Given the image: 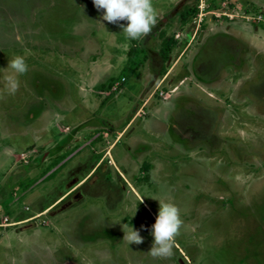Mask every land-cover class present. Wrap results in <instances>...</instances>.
<instances>
[{
    "label": "rangeland",
    "instance_id": "1",
    "mask_svg": "<svg viewBox=\"0 0 264 264\" xmlns=\"http://www.w3.org/2000/svg\"><path fill=\"white\" fill-rule=\"evenodd\" d=\"M224 2L227 5L222 11L235 15L233 18L212 13L201 15V0H152L157 13L152 30L137 40H129L118 24L103 20V10H97L93 0H0V190H5L4 199H0V264H264L262 56L250 52L246 55V66L236 68L231 61L240 56V50L231 38L224 36L213 38L206 51L200 52L206 39L227 27L252 46L264 47V0H215V4L208 0L207 6H220ZM183 13H187L184 20ZM97 26L99 30L93 28ZM17 35L22 39L18 41ZM94 39L98 49L92 42ZM262 47L254 50L262 52ZM17 55L25 57L28 71L19 77L17 92L9 95L3 89L4 77L11 71L7 69L8 62ZM195 55L201 59H197L194 71L222 77L211 88L221 87L227 92L231 83L225 77L230 73L235 79L232 89L242 84L241 89L246 90L251 84L259 93L255 104L261 111L254 110L258 115H253V107L247 103L254 101L248 99L246 106L237 105L240 109L237 121L230 127L232 133L223 126L225 116L220 126L214 125L219 135L215 145L222 152L218 158L208 155L209 151L197 156L172 154L165 133L168 120L187 115L182 105L188 103L183 94L174 97L173 93L166 99L171 94L167 81H173L172 77L177 75L174 82L178 90L185 91L186 84L180 83L189 81L186 78L188 73H193ZM99 57L109 59L113 68L106 71L104 65L97 64ZM93 63L98 67L96 72ZM123 76L128 81L121 84ZM149 77L159 87H155L157 92L146 109L147 114L151 108L157 111L162 104L167 109L162 107L149 116L141 111L143 115L134 125L136 137L128 134L115 146L113 158L128 173L127 178L113 174L107 177L114 183L110 186L117 188H112L115 193L110 192L109 204L97 192L80 202L81 196H71L56 208L59 211L77 202L64 213L26 221L38 214L40 202L52 185L60 184L63 178L53 175L33 189L34 182H39L47 169L33 167L32 159L39 157V153L32 151L30 144L35 143L34 149L40 150L42 140L57 141L61 137L54 128L48 127L46 131L40 127L52 119V124L55 123L54 113L46 121V116L42 117L37 110H28L30 105L37 107L32 105H38L39 92L51 104L66 92L77 101L75 112L64 110L66 119L61 121L64 125L76 113L82 115L79 120L96 116L97 128H91L88 133L84 130L80 138L83 141L74 144L68 152L77 154L72 164L84 160L82 165L87 167L94 160L92 151L95 159L103 154L96 153L90 143L98 139L104 147L109 146L128 118L132 103L126 88L136 86L139 93L140 86L146 89L150 84ZM97 78H100L98 82ZM113 87L120 90L111 102L105 91L110 92ZM150 92L148 88L142 98ZM95 98H100L101 108L84 104L94 102ZM138 99L136 96L134 111L139 110ZM201 99L205 103L213 102L209 97ZM53 107L59 109L56 104ZM107 109L117 110L112 113L115 124L109 122ZM226 116L231 115L226 113ZM204 117L206 111L190 116L188 123L199 138L208 135L211 127ZM10 144L17 155L28 149L31 156L25 160L30 161L28 176L21 163H16V157L5 151ZM193 145L187 144L185 148L191 150ZM99 176L95 174L86 184L93 185ZM71 182L77 181L72 179L67 185ZM85 191L88 195L89 190ZM161 199L180 209L183 224L176 237L174 256L167 260L153 257L149 252L154 240L151 226ZM123 223H131L139 230L142 243L128 245L123 240Z\"/></svg>",
    "mask_w": 264,
    "mask_h": 264
},
{
    "label": "crops",
    "instance_id": "2",
    "mask_svg": "<svg viewBox=\"0 0 264 264\" xmlns=\"http://www.w3.org/2000/svg\"><path fill=\"white\" fill-rule=\"evenodd\" d=\"M239 2H242V1H239ZM262 5L264 6V3ZM93 28H97V30H99L100 26L93 27ZM232 32H234V31L227 27L226 30L219 31V32L211 35L209 37L210 39L205 38L206 41H204V43H203L204 45L202 46V48H204L205 46H208V44L210 43V41L214 37L217 39L218 35H223V34L229 35V37H231V39L233 41V44H235V46L239 45V47L243 50V54H242L243 61H245L246 55H249V53L252 52L257 57L259 55L262 56L263 60L261 59V62L263 64L264 63V51L260 52L258 50L257 51L254 50V48L257 47L260 49L262 46H255V44H254V46H252L250 44V42H246V40L244 41L243 38L240 39L237 36V32L236 33L235 32L232 33ZM95 41H96L95 39H94V41L92 40L93 44L96 45V49H98L97 48L98 44L96 43L97 41L96 42ZM263 49H264V47H262V50ZM200 52L202 53L203 51H200ZM103 57H104V55H103ZM201 57H202V54H201ZM201 57H199V55L194 56L193 61H192L193 73H192V75L188 73V77L186 78L189 81L186 83V80H184L183 82L180 83L182 85L186 84L185 86L187 88L185 91L182 90L181 88H179V90H178V86L174 82V80L178 78L177 75H174L172 77L173 81L171 79H169V81H167L168 77L166 78V81L168 82V83L166 82L168 84L167 87L169 89V92L171 93L170 96H167L166 99L170 98L173 93H175L174 97L181 96L183 94L188 103H185L182 105L183 108L185 109L184 111L187 115L184 116V118H182V119H181V116L177 115L176 117L174 116V118L168 120L167 125H166V129H165V133L167 134V137L169 138V142H170V146H171L170 150L172 151L171 152L172 154H178L179 156L180 155H186V154H192V155L197 156L198 154L199 155L200 154L205 155L209 151L211 154L208 153V155L218 158V156H222V152L220 151V147L215 148L216 145L212 146V147H208L207 141L205 140V138L204 137H202V138L197 137L196 133L193 132V128L188 126L190 116L199 115L200 112H205L204 109H206V110L208 108L214 109L217 106H219V104H220V102L217 100V97H219L221 95L220 91H218V88H211V86L215 85L219 81V79H222V77H220L218 79L212 78L213 80L209 81V82L204 81V79L200 75L197 74V71H194L195 67H196L195 63H196L197 59L199 58V60H200ZM98 59H99L98 60L99 63H97V64L104 65L106 67V71L113 68V64L111 63V61H109V59H102V57H99ZM92 69L94 72H96L98 70V67H95V63L92 64ZM121 79L122 80L124 79L123 83H121V84H124L125 82L128 81V78H126L125 76H123ZM225 79L231 83V87H232L233 84L230 81V79H232V76L230 77V73L226 74ZM95 80H97L96 82H98V80H100V78H97ZM149 80H150V84L148 85V87L146 89H144L142 86H140L138 88L139 93H137V91H136V88H137L136 86H133V89H132V86H129L128 88H126L125 91H128L127 94L130 96V101H131L130 103H132L130 106V109H128V112H129V115L127 116L128 118L127 119L125 118L126 122H125L124 126L119 130L118 137L111 144H109L110 141L107 140L106 143L109 144V146L104 147L103 143H99V141H97L98 139H95L90 143V145H91L90 147L92 149L97 150V151H95L96 153L100 152V154L101 153H103V154H101L100 158L95 159V157H94L95 155L92 151L91 156H93L94 160L92 162H90L87 167H84V165H82L83 163L81 161H84V160L77 161L74 164H72V162H73L72 160L74 157L77 156V154L72 155V153L68 154V152L70 150H72L74 144H77V143L83 141L80 138L83 135L84 130L87 131V133H88L91 128L95 129V127H96L95 123L96 122H94V120H95L96 116L93 117L94 119L88 118V120H86V119L79 120L78 118H81L82 115H80L79 113L78 114L76 113V115L72 116V119H71L72 122L69 120V123L67 125H64L61 123V121L66 119V115L63 114V112H65L64 110L69 108L68 110L70 112H75L77 110V101L74 100V98H72V95L69 96L70 92H66V94L63 95L62 97L54 99L55 103L51 104L48 101H46L47 99H46L45 95L43 93L39 92L38 101L36 103L38 105H35V104L32 105V106H37V107L36 108L31 107V105H30L28 110L29 111H31V110L36 111L37 110V112H39L40 115L43 114L42 117L46 116V121L48 118H52V113H54L53 115H55V118H56L55 123L52 124V122L54 120V119H52V120L48 121V123L45 122V124H46L45 127L43 125H41V126L39 125V126L43 129H46V131H47L48 127L54 128V130H57L60 133L61 137H59L57 141H52V138H49V139L46 138V139L42 140L41 143L39 144L40 150L34 149L35 143L30 144V145H32L31 148H33L32 151H34L35 153H39V157L32 159L35 161V162H33V167L37 166L40 168L42 166H45L47 169V171L44 173V175L42 177L43 179L40 178L39 182H34L33 189L36 188L37 185H39L40 183L47 181V179L53 175L54 176L60 175L63 178H62L61 182H59L60 184L55 185V186L52 185V190L49 191L47 193V195H45L44 200H42L40 202L41 205L38 208L40 210H38V211L36 210L38 214L30 216L28 219H26V221L34 220L38 217L40 218L41 216L46 215V214L51 215L52 217H55L57 215H60L61 213H64L68 209L72 208L77 202L75 204L65 205V206L61 207V209L59 211H56V208H58V206H60L64 202H66L68 200V198H70L71 196H74L76 198V195L78 193H74V192H81V195H80L81 200H79V202L87 199L90 194H93V192L94 193L97 192V195H99V196L103 195L104 196L103 199L106 200L107 203L109 204V200H111L110 196H112L111 193L112 194L115 193V191H113L112 188H114V189H117V188H116V186H112V187L110 186L114 183H110L107 180V177H109V175L113 174L114 176H116L118 178L121 175L124 177L126 176V178H127V173H128L127 170H122L116 164V161L113 158V151H114L115 146L118 145V143L124 137H126L128 134H131V138H133L134 136L136 137L134 125L136 124L138 117L143 115L141 113V111H144L145 115L147 114L146 109H147L148 105L150 104V102L152 101L153 96H155V94L157 92V89L155 87H159L158 82H154V78L150 79V77H149ZM192 81H193V83H192ZM148 88L151 90L150 94H148L147 97L145 96V98H142L144 95V92L147 91ZM119 90L120 89H118L117 87H113V88H111L110 92H109V90H106L105 94H109L111 96L110 97V99H111V98H114V94H117V92ZM142 91H144L143 95H141ZM231 92H232L231 90L230 91L227 90V95L231 96ZM209 93L212 96H210ZM140 95H141V97H140ZM166 95H169V94H166ZM136 96H138V98L141 100L140 101L141 104L139 105V108H137L139 110L134 111L133 109H134V105L136 102ZM203 96L209 97V100L213 101V102L205 103L201 99ZM222 96L223 95H221L220 97H222ZM103 100L104 99L101 98V101H103ZM110 101L112 102L113 99H111ZM192 103H194V104H192ZM55 104L59 108L58 110L56 109L57 111L53 107ZM84 104L90 108L95 106L94 109L98 106H99V108H101L100 98H95L94 102H86ZM106 104H104L103 106H105ZM132 106H133V108L131 109ZM160 107L161 108H158L157 111L152 110V108H151L149 114L150 113L152 114L153 111H155V113H158L162 109V107H165V109H167V106L164 104H162ZM60 108H62V109H60ZM227 108H225L226 112L222 108H219V109L223 110V114L225 116L223 126H225L226 129H229L230 132L232 133L233 129H231L230 127H232L234 125V124H232V122L237 121V120L234 116L235 113L231 109V107L228 106ZM105 112H108L107 115L110 116L109 122L112 124H115L116 120H114L115 118L112 117L114 115L112 113L117 112V110H111L110 111L107 109V110H105ZM196 112H198V113H196ZM226 113H229L231 116H226ZM149 114H147V116H149ZM206 116H207V114H206ZM42 117H40V119ZM186 118H187V121H186ZM203 119L206 120L207 118L204 117ZM107 120H106V122H108ZM222 121H223V119L221 120L219 126L222 124ZM84 122H85V124L83 126L76 128ZM143 123H146V121H144ZM143 123L141 126H143ZM225 124H227V125H225ZM140 131H142V130H140ZM38 134L40 135V133H38ZM105 137H107V136H105ZM102 142H105V141H102ZM190 143H192L194 145L192 146L191 150L190 149L187 150L185 148L186 147L185 145L190 144ZM87 147H89V146H87ZM5 149H6L5 151L8 152L9 156H15L16 157V163L17 164L21 163V169L23 168L25 171H27L26 176H28L30 174V171H31V170H27L28 168H30V167H27V166H29L30 161L29 162L25 161V160H27L26 158H29V160L31 159V156L27 152L28 149L27 150L23 149L20 152V154H18V155L16 154L17 152L14 150V145L10 144V145L6 146ZM109 158H111V159H109ZM109 160L112 163L109 162ZM109 163H111V164L109 165ZM103 165L106 166V167H104V169L102 168ZM12 167H14V166H12ZM152 168L155 169L154 166H152L151 169ZM150 171H152V170H150ZM95 174L100 175L98 177V180H95V182L93 183V185L95 187L89 183L86 184V182L89 180V178H93V176ZM75 177H79V179H80V180L78 179L79 182L78 181L77 182H71L70 184L67 185V183L69 181H71L72 179H74ZM81 186H83V187L81 189H79ZM131 186H132L131 188L134 190V192L141 199L142 197H141V195H139V192L136 190L135 185L133 183H131ZM85 190H89L88 195H87V192ZM106 191L108 192V194H105ZM2 192H3V194H1ZM4 195H5V190H4V188H2V190H0V199L1 200L4 199V197H3ZM35 208L37 209V206ZM54 211H56V212H54ZM21 220L23 221V219H20L19 221H21ZM4 224L7 225V223H4ZM1 225L2 224L0 223V226Z\"/></svg>",
    "mask_w": 264,
    "mask_h": 264
},
{
    "label": "clouds",
    "instance_id": "3",
    "mask_svg": "<svg viewBox=\"0 0 264 264\" xmlns=\"http://www.w3.org/2000/svg\"><path fill=\"white\" fill-rule=\"evenodd\" d=\"M97 10H103V20L118 24L129 40H137L148 34L156 23V10L152 0H93ZM124 21V24H119ZM16 39H22L17 35ZM7 69L10 73L4 77L3 89L6 94L12 95L20 87L19 77L28 71L25 57L17 55L9 62ZM155 223L151 226V235L154 237L150 254L153 257L171 259L174 256L176 237L183 227L181 212L174 203L161 199ZM135 214V213H134ZM143 227V226H142ZM124 233L123 240L130 244H140L143 237L131 223L121 224Z\"/></svg>",
    "mask_w": 264,
    "mask_h": 264
},
{
    "label": "flooded vegetation",
    "instance_id": "4",
    "mask_svg": "<svg viewBox=\"0 0 264 264\" xmlns=\"http://www.w3.org/2000/svg\"><path fill=\"white\" fill-rule=\"evenodd\" d=\"M220 36H224V37H227V38H231V37H229V35H225V34L218 35L217 38L220 37ZM236 47H238L239 50H240V56L239 57H234L231 62L233 63V65L236 66V68L245 67L247 62L243 61V59H242L243 58L242 57L243 50L239 47V45L236 46ZM206 48H207V46H205L204 48H202V51L203 52L206 51ZM197 74L200 75L204 79V81H206V82L212 81L213 80L212 78L218 79V78L221 77L220 75H218V76H216V75H213V76H204L202 74V72H197ZM262 74H264V66L262 68ZM232 79L235 80L233 77H232ZM232 79H230V81L234 85L235 82ZM253 84L255 85V83H253ZM241 86H242V84H241ZM241 86L240 87L237 86L236 87L237 90L236 89H232V87L228 88L227 89L228 91H230V90L232 91L231 92V96L227 95V92L226 91H223L224 90L223 88H221V87L218 88V91H220V94L223 95V97H224V98L223 97H220L221 95L219 97H217V100L220 102L219 106H217L214 109L213 108H208L207 110L204 109V111H206V114H207V116H206L207 119L205 120V123L206 122H209L210 123V126H211L207 130L208 131V135L206 134L205 136H203L205 138V140L207 141V146L208 147L215 146V144L217 143V136H219V135L217 134L218 133V131H217L218 128H216V127L219 126V123L221 122L222 117L224 116L222 109H224V111H225V108H227L228 106L231 107V109L235 113L234 116H235V118L237 120L238 119V114H239V109H240V107H238L237 105L239 104V105H242L244 107V106H246V104H245L246 101H248V99H249V101H254V102H249V103H247V105L249 104V105H251V107H253V110H252L253 115H258V114H255L254 110L256 108L259 109V106L257 104H255L257 102L256 101L257 98H255V97L258 96L259 93H256L255 87L252 86L251 84H250V86H248L249 88H246V90L245 89L242 90L241 89ZM239 90L242 91V92L241 93L240 92L237 93ZM262 95H261L262 96L261 98L264 97V94H262ZM210 96H212V95L210 94ZM240 100H242L243 103H239ZM219 108H222V109H219ZM262 108H264V106ZM259 110L261 111V109H259ZM209 114L211 116H209ZM214 125H217V126L215 127ZM77 178L79 179V177H75L74 178L75 181H78ZM80 195L81 194H77L76 197H78Z\"/></svg>",
    "mask_w": 264,
    "mask_h": 264
},
{
    "label": "built area",
    "instance_id": "5",
    "mask_svg": "<svg viewBox=\"0 0 264 264\" xmlns=\"http://www.w3.org/2000/svg\"><path fill=\"white\" fill-rule=\"evenodd\" d=\"M227 1V0H225ZM207 2L208 0H201V4H200V12H201V15H205L207 13H212V14H215L217 15L218 17L219 16H229L231 18H233L235 15L231 14V13H226L224 12V10L222 11V8H224L226 5H227V2H224V5H220V6H207ZM226 4V5H225ZM124 80V79H123ZM117 84H119V82H117Z\"/></svg>",
    "mask_w": 264,
    "mask_h": 264
},
{
    "label": "trees",
    "instance_id": "6",
    "mask_svg": "<svg viewBox=\"0 0 264 264\" xmlns=\"http://www.w3.org/2000/svg\"><path fill=\"white\" fill-rule=\"evenodd\" d=\"M214 1H215V0H213V3H214ZM214 4H215V3H214ZM214 4H211V5H214ZM186 15H187V13H183V17H182L183 20L186 18Z\"/></svg>",
    "mask_w": 264,
    "mask_h": 264
}]
</instances>
